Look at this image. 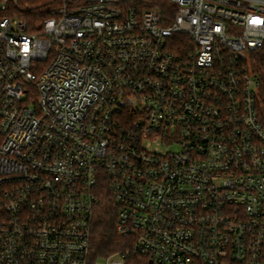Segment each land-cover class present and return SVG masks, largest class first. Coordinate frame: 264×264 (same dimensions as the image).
I'll use <instances>...</instances> for the list:
<instances>
[{
  "label": "built area",
  "instance_id": "1",
  "mask_svg": "<svg viewBox=\"0 0 264 264\" xmlns=\"http://www.w3.org/2000/svg\"><path fill=\"white\" fill-rule=\"evenodd\" d=\"M18 1L0 264H264V0H55L37 31ZM103 204L129 245L92 259Z\"/></svg>",
  "mask_w": 264,
  "mask_h": 264
},
{
  "label": "trees",
  "instance_id": "2",
  "mask_svg": "<svg viewBox=\"0 0 264 264\" xmlns=\"http://www.w3.org/2000/svg\"><path fill=\"white\" fill-rule=\"evenodd\" d=\"M54 0H19L13 14L26 26L27 31H37L38 26L50 16L56 5ZM3 15L0 13V18ZM257 71L264 70V54L259 57ZM107 204H103L96 212L91 228V257L109 256L129 245L128 242L115 231L116 214L111 207L107 211Z\"/></svg>",
  "mask_w": 264,
  "mask_h": 264
},
{
  "label": "rangeland",
  "instance_id": "3",
  "mask_svg": "<svg viewBox=\"0 0 264 264\" xmlns=\"http://www.w3.org/2000/svg\"><path fill=\"white\" fill-rule=\"evenodd\" d=\"M175 151L176 150V148L175 147H172V148H170V151Z\"/></svg>",
  "mask_w": 264,
  "mask_h": 264
}]
</instances>
